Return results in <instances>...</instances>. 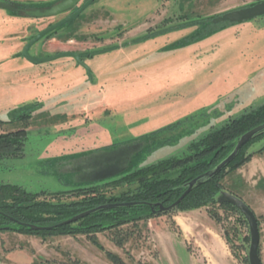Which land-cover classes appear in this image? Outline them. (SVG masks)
<instances>
[{"label": "rangeland", "instance_id": "rangeland-1", "mask_svg": "<svg viewBox=\"0 0 264 264\" xmlns=\"http://www.w3.org/2000/svg\"><path fill=\"white\" fill-rule=\"evenodd\" d=\"M17 1H25L28 10L59 2ZM262 1L96 0L78 19L50 32L30 51L39 58L65 51L94 53L85 61L92 72L91 78L86 72L87 91L83 83L78 86L74 73L55 74L58 82L48 83L52 72L42 70L53 67L49 63L32 66L22 54L25 45L68 13L37 19L0 9L6 17L33 19L24 27L17 22L0 23V120L7 122L0 124V133L21 129L24 123L16 119L19 115L32 117L25 156L0 161V184L42 193V199L53 202L77 201L81 198L76 190L107 184L139 168L182 156L212 129L264 104V17L223 23L212 35L173 47L192 36L202 20ZM159 38L162 41L154 43ZM102 82L107 86H101ZM37 100L41 103L32 104ZM192 109L197 111L176 121ZM78 111L86 117L80 120ZM159 125L162 128L152 132ZM63 143L78 145L84 153L117 148L119 173L100 181L98 172L87 164L94 153L60 167ZM110 143L120 144L106 146ZM239 169L223 180L225 191L235 189L250 201L243 182L235 180ZM135 187L113 189L111 184L103 189L109 190L108 195H119ZM54 195L58 196L53 199ZM176 209L94 234L103 249L84 234L42 238L0 232V264H115L109 252L124 264H249V226L239 214L221 207ZM211 211L218 214V221ZM257 218L264 243V215ZM232 228L238 237L232 233L227 240ZM261 258L264 261L262 242Z\"/></svg>", "mask_w": 264, "mask_h": 264}, {"label": "trees", "instance_id": "trees-1", "mask_svg": "<svg viewBox=\"0 0 264 264\" xmlns=\"http://www.w3.org/2000/svg\"><path fill=\"white\" fill-rule=\"evenodd\" d=\"M15 6L27 7L20 3ZM213 19L202 20L201 26L190 36L191 39L189 37L184 41H179L173 47H185L219 31L223 23L214 24ZM16 119L24 123L21 129L0 133V161L25 156V146L28 140L27 129L32 117L29 113L19 115ZM5 123L7 122L0 120V124ZM261 124H264V104L231 119L220 128L212 129L204 137L192 142L182 156L171 157L139 168L117 180L107 182V184H96L88 188L78 189L75 195L81 199L70 203L42 199L41 197L44 195L42 193H33L18 185L1 183L0 232H18L42 238L84 234L91 236V240H94V243L103 249L95 236L93 237L94 234L158 216L152 212L159 210V204L170 206L175 203L185 193L187 190L185 186L189 182L212 170L229 155L241 135ZM262 154H264V134L246 144L237 158L218 176L195 186L176 210L187 211L203 207H221L239 214L244 224H248L236 207L231 204H219L218 196L225 190L223 180L230 173L249 163L256 155ZM174 170H179L178 174L174 177L169 176V173ZM111 184L113 189L133 184L136 187L133 191L123 192L119 195H108L109 190L103 189V187ZM58 195H54L53 199ZM126 202L139 204L133 207L100 210L75 223L58 226L53 230H33L18 224V222H22L43 227L55 226L99 206ZM211 216L218 221V214L211 211ZM258 221L260 227L259 218ZM231 231H228L226 235L227 240L232 233L234 237H238V231L235 228H232ZM247 240L250 238L248 237ZM118 244L122 245L123 243L119 241ZM259 253L261 256V245ZM107 255L115 264H124L113 253L109 252Z\"/></svg>", "mask_w": 264, "mask_h": 264}, {"label": "water", "instance_id": "water-1", "mask_svg": "<svg viewBox=\"0 0 264 264\" xmlns=\"http://www.w3.org/2000/svg\"><path fill=\"white\" fill-rule=\"evenodd\" d=\"M81 1L82 0H59V2H57L56 4L46 7V8H36L32 10H27L26 14L28 17L37 18V19L55 17V16H59L63 13L70 11L74 7L78 6L81 3ZM95 1L96 0H88L76 13L63 18L59 22L41 31L35 38H33L27 45H25L23 52H22L23 56L30 63L34 65L54 62L64 57L73 58L76 60V62L80 66L86 69L88 76L91 78L92 72L90 68L87 66V64L83 61L82 59L83 55L81 53L65 51V52H60V53H57L55 55L48 56L45 58H39L36 56H32L30 54V51L35 44H37L42 38H44L50 32L56 31L58 28L64 26L65 24L71 23L75 21L76 19H78L79 16L83 13V11L86 10ZM0 9L15 10L16 8L10 2H0ZM261 17H264V1L253 4L245 8L226 11L223 14L215 17L213 19V23L220 24V23L229 22L231 24H235V23H243V22H247L251 20H256ZM262 134H264V124H261L247 131L243 135H241L238 138L233 150L229 153V155L226 156L212 170L196 177L191 182H189L185 186L187 190L175 203H173L170 206H164L163 204H159V210L157 211L153 210L152 213L153 214H165V213L174 211L195 186L205 183L206 181L218 176L224 169H226L237 158V156L239 155V153L241 152V150L246 144H248L249 142L256 139L258 136ZM218 202L219 204L233 205L244 216L245 220L248 223L249 232H250V247H249V253H248L249 264H263L262 258L259 253V249L261 245V233H260L259 221H258V218L255 212L242 198H240L239 196L229 191H225V190L222 191L220 195L218 196ZM138 204L139 203L126 202V203H115V204L102 205L97 208L83 212L77 216H74L73 218L66 220L55 226L43 227V226L25 224L22 222H18V224L21 226L29 227L33 230H39V229L41 230L42 229H52L53 230L57 228L58 226L75 223L79 221L80 219H83L100 210H105V209L107 210V209H113V208H118V207H133Z\"/></svg>", "mask_w": 264, "mask_h": 264}, {"label": "crops", "instance_id": "crops-1", "mask_svg": "<svg viewBox=\"0 0 264 264\" xmlns=\"http://www.w3.org/2000/svg\"><path fill=\"white\" fill-rule=\"evenodd\" d=\"M9 1H11V0H9ZM12 1L19 2L17 0H12ZM22 2H25V1H22ZM42 2H47V1L42 0ZM32 20L33 19L28 20V18H25V17H18V16L6 17L3 14L0 15V23H6L7 24V23H12V22H14V23L17 22V23L23 25V27L29 25V23H31L30 21H32ZM162 39L163 38H159L158 40H154L155 42L154 41L153 42L156 43L158 41L157 43H160L162 41ZM150 42L151 41H147L146 43H150ZM146 43H143V45ZM64 58L65 59L60 58V60L50 62L49 65L51 67H53L52 69L49 67L48 69L44 68V71L42 70V72H45V73H46V71L52 72V76L51 77L48 76V77H50L51 82L48 80L49 81L48 83H52V85H53V82L55 80H57L56 82H58V79L55 78V76L58 74H64L65 75L66 73L67 74L68 73L69 74L74 73L75 76L77 74V76L74 78H75V80L77 79V82H79L78 86H81L83 83L82 86H84L85 90L87 91V88H89V87H88V83L86 82L87 81L86 70L82 66H80L76 62V60H74L73 58H69V57H68L69 59L67 57H64ZM28 63L32 66H37V65H34L30 62H28ZM40 68H42V67H40ZM41 84L45 85L46 83H41ZM91 85H94V84H91ZM100 85L106 87L107 83L102 82V83H100ZM68 86H70V85H68ZM100 90H102V89H100ZM37 102L41 103L40 101L37 100V101H34L32 104H36ZM83 105L84 104H82L81 106H83ZM85 105H86V103H85ZM73 108L74 109L78 108V105H74ZM196 111H193V109H192L189 112H183L178 117H176V121L180 120L184 117H187V116L195 113ZM80 112H82V111H78L77 114L79 115V118L81 120V119H84L86 117V114H83ZM86 112H87V110H86ZM72 118H74V117H72ZM176 121H174V122H176ZM171 123H173V122H171ZM160 128H162V125L153 127L152 132H154L155 130L160 129ZM151 134H153V133H150V135ZM154 135H151V136H153L152 138H154ZM161 136H163V135L158 134V138H160ZM153 141H155V140H153ZM118 144H120V143H116V144L110 143L106 146H112V145H118ZM63 145L65 146L62 149V150H64V153H63L64 155H63V157L58 158V159H61L60 167L64 166V164L67 161H71L73 159H78V158H80V159L85 158L86 159L87 157H89L87 155L94 153L95 156L93 158H88L91 160H89L87 162V164H89V168H91L94 172H98L99 175L97 174V176L99 177L100 181L103 179L112 178L114 175L119 173V166H118L119 165V163H118L119 155L117 154V150H116L117 148L106 149L105 147H103L105 149L98 150L99 149L98 148L95 150H91V152L88 151V152L84 153L81 151V147L78 145L67 146L66 143H63ZM97 153H98V156H97ZM52 155H54L53 151H52ZM133 156H135V155H133ZM58 159H55V160H58ZM67 166L70 167V165H67ZM67 166H65V167H67ZM236 179H240L243 182L242 185H244V189H245L244 192H245V194H247L250 201H248L244 197H241L240 194L242 195V193H240L239 191H237L235 189H229V191L231 193L239 196L240 198H242L254 210V212L257 216L264 215V154L262 156H260V155L255 156L250 163L246 164L241 169H239L236 173L235 180ZM252 204H254L255 207H253ZM261 242H262V245H264L263 235H261ZM262 252H263V247H262ZM262 263L264 264L263 259H262Z\"/></svg>", "mask_w": 264, "mask_h": 264}, {"label": "flooded vegetation", "instance_id": "flooded-vegetation-1", "mask_svg": "<svg viewBox=\"0 0 264 264\" xmlns=\"http://www.w3.org/2000/svg\"><path fill=\"white\" fill-rule=\"evenodd\" d=\"M88 0H82L81 1V3L78 5V6H76V7H74L73 9H71L70 11H68V12H66V13H68V15L66 16V17H68V16H70V15H72V14H74V13H76L86 2H87ZM9 2V1H8ZM22 4V3H21ZM13 5V4H12ZM24 5H26V4H24ZM14 6V5H13ZM16 9L15 10H10V11H13V12H15L14 14H19L20 12H27V10L29 9V7L27 8V7H18V6H14ZM85 12V10L83 11V13ZM82 13V14H83ZM64 14V13H63ZM81 14V15H82ZM80 15V16H81ZM15 16H17V15H15ZM79 16V17H80ZM24 49V48H23ZM93 54V55H92ZM83 55V61L85 62L86 61V59L87 58H91V57H93L94 56V53H90V54H82ZM75 60V59H74ZM86 63V62H85ZM84 68V67H83ZM85 69V68H84ZM86 70V69H85Z\"/></svg>", "mask_w": 264, "mask_h": 264}]
</instances>
